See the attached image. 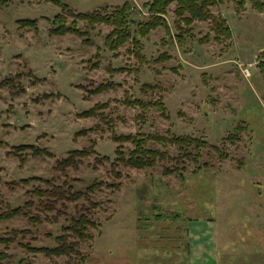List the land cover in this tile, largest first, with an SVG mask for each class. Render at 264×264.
<instances>
[{
  "label": "rangeland",
  "instance_id": "obj_1",
  "mask_svg": "<svg viewBox=\"0 0 264 264\" xmlns=\"http://www.w3.org/2000/svg\"><path fill=\"white\" fill-rule=\"evenodd\" d=\"M63 1L80 13L112 11L128 2L129 19L136 23L132 33L137 23L148 21L145 0ZM174 8L166 16L172 37L159 27L140 39L137 51L127 42L114 52L104 46L111 26L94 25L91 46L72 35L51 36L49 21L61 11L45 0H8L0 9V84L13 81L0 86V209L32 201L29 216L41 219L0 221L1 239L13 230L28 231L8 246L0 244V264H67L65 256L47 258L22 245L55 247V238L82 207L90 210L96 228L87 231L91 239L80 242L85 260L73 255V264H187L189 223L217 225L222 255L231 250L232 231L246 233L253 253L264 251V13L253 10L249 0L241 10L225 0L211 12L226 22L232 38L215 41L211 21L195 22L180 45ZM25 19L37 21V32L19 28L17 21ZM84 25L78 22L81 30L88 29ZM162 56L169 59L159 62ZM118 69L125 71L112 72ZM99 85L110 89L92 95ZM127 98L163 103L165 115L157 106L128 107ZM98 103L107 104L103 120L78 117ZM114 134L190 136L206 146L180 150L147 140L146 148L165 151L168 158L138 171L116 163V148L121 145L127 158L134 145L114 142ZM229 135L238 140L231 143ZM93 142L95 154L77 170L56 171L57 160ZM21 145L45 148L53 157H33L29 150L15 155ZM186 151L191 157L182 160ZM167 168L177 170L167 175ZM33 178L85 195L87 188L98 187L87 199L60 202L46 213L38 210L32 191L48 185Z\"/></svg>",
  "mask_w": 264,
  "mask_h": 264
},
{
  "label": "trees",
  "instance_id": "obj_2",
  "mask_svg": "<svg viewBox=\"0 0 264 264\" xmlns=\"http://www.w3.org/2000/svg\"><path fill=\"white\" fill-rule=\"evenodd\" d=\"M50 2L53 5L57 6L60 9V13L56 14L52 20L49 21L50 28L49 34L53 37H64L67 35H72L77 38L82 39V43L87 46H91L90 41V31L93 30L94 25L103 24L106 26H111L112 31L106 36L104 46L109 51L114 52L120 47L124 46L127 42H131L134 49L138 50L141 48L140 39L146 38L151 31L156 30L159 27H163L166 30L168 37H172L171 28L169 27L166 16L170 11L172 5L175 6L173 13L175 16V30L177 35L174 36L180 45L184 43L185 35L191 33V25L195 22H207L211 21L215 33V41H220L221 38L229 40L232 38V32L230 28L226 25V22L221 19H216L212 12L211 8L218 6L223 3L225 0H145L142 7L148 13V21L145 23H137L138 31L137 33H132V26H135L136 23L130 20L131 7L128 2L124 3L122 6L115 8L112 11L104 12L102 10H94L88 12H75L66 4L63 0H45ZM234 2L238 8L241 10L245 7L246 0H230ZM252 4L253 10L264 13V0H249ZM8 4V0H0V9ZM84 22V27L88 28L86 30H81L78 26V22ZM19 28L30 27L37 32V21L35 19H25L18 20ZM208 37L203 42H207ZM163 43H165L163 41ZM136 57L140 59V62H144L143 57L139 53L135 54ZM161 59H158L159 62L163 59H169L168 56H162ZM98 65H95L94 68H97ZM264 66V65H262ZM124 69H118L112 71L113 73L124 72ZM13 84L12 80H5L0 86H10ZM110 89L109 85H99L92 95H98L100 93L106 92ZM124 104L128 107H138L140 109H145L151 106H157V108L162 112V115H165V108L163 103H155L153 105L149 103H144L138 99L131 100L127 98L124 101ZM107 107V104H96L94 107L87 111H83L78 114L79 118H91L99 117L104 119L103 113L101 110ZM98 129V127L96 126ZM95 128V129H96ZM93 129L84 130L78 133V135H86L88 132H91ZM228 140L231 143H235L238 139L232 135H229ZM112 140L116 143L124 144L130 142L134 145V149L129 151L127 158L122 151V146L119 145L115 153L117 155L116 163L123 165L124 167H129L138 171L145 170L147 168H153L156 166L157 162L164 161L168 158L167 152H161L153 149L146 148L147 140L154 141L159 144H169L178 147L180 150L194 148L201 149L206 146L205 142L194 139L190 136H159L153 135L146 138H137L133 135H112ZM94 142L92 146L88 149L83 150H73L68 153V155L62 159L57 160L56 162V171L61 174H66L68 169L77 170L81 161L84 158H87L95 154L93 149ZM215 151H218V148L213 147ZM31 151L33 157H49L52 158L53 154L50 153L47 149L36 148L32 145H21L15 147V155H20L25 151ZM19 153V154H18ZM191 157V154L186 151L180 158L188 159ZM198 154L194 156V160L198 158ZM22 159V158H20ZM107 160V158H105ZM177 169H165L164 173L167 175L173 174ZM34 180L45 182L48 185V188L37 187L32 191V194L39 197L38 210L40 212L52 213L56 210L57 205L60 202H78L82 198H88L87 194L92 192L95 187L91 186L87 188L86 195L80 191H73L72 187H66L64 185H55L52 183L53 180H42L40 178H33ZM23 183H27L28 180H22ZM33 206L32 201H28L24 204L23 207L12 208L9 205H6V210L2 211L0 209V221H8L13 218L20 216L27 217L28 220L32 223L41 222V219L38 215L29 216L30 210ZM97 204H91L92 209L97 208ZM28 210V211H26ZM89 209L82 207L77 215L72 217L70 224L63 228L64 234L56 237L55 242L56 246L53 248L49 247H30L29 245H22L26 249L34 253H42L47 258L52 257H62L65 256L68 258L67 264L72 263V257L80 256L78 250L81 241L91 239L87 231L89 228H96V224L90 219ZM28 231H12V236L8 239H1L0 244H5L8 246L15 242L17 235L26 234ZM75 237L76 241L71 242L70 238ZM2 257L3 255L0 254ZM81 260H85L83 256H80Z\"/></svg>",
  "mask_w": 264,
  "mask_h": 264
},
{
  "label": "crops",
  "instance_id": "obj_3",
  "mask_svg": "<svg viewBox=\"0 0 264 264\" xmlns=\"http://www.w3.org/2000/svg\"><path fill=\"white\" fill-rule=\"evenodd\" d=\"M219 234L217 225L213 223H189L184 237L187 264H264V251L253 253L245 232H231V250L223 255Z\"/></svg>",
  "mask_w": 264,
  "mask_h": 264
},
{
  "label": "built area",
  "instance_id": "obj_4",
  "mask_svg": "<svg viewBox=\"0 0 264 264\" xmlns=\"http://www.w3.org/2000/svg\"><path fill=\"white\" fill-rule=\"evenodd\" d=\"M249 74V73H248Z\"/></svg>",
  "mask_w": 264,
  "mask_h": 264
}]
</instances>
